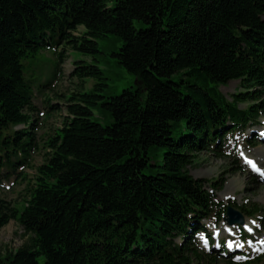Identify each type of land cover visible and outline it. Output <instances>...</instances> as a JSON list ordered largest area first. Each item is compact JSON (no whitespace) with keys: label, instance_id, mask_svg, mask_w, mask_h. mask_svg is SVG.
<instances>
[{"label":"trees","instance_id":"obj_1","mask_svg":"<svg viewBox=\"0 0 264 264\" xmlns=\"http://www.w3.org/2000/svg\"><path fill=\"white\" fill-rule=\"evenodd\" d=\"M104 37L135 85L104 96L103 71L73 61L78 84L40 145L35 98L50 81L36 80L33 59L49 47H65L57 63L68 47L99 52ZM231 80L242 90L229 99L219 88ZM262 116L264 0H0V190L26 184L20 203L0 196V228L15 220L28 235L0 264H238L198 246L200 230L212 244L203 221L226 213L215 201L224 179L188 167L203 151L223 156L227 137ZM245 204V216L264 211Z\"/></svg>","mask_w":264,"mask_h":264},{"label":"rangeland","instance_id":"obj_2","mask_svg":"<svg viewBox=\"0 0 264 264\" xmlns=\"http://www.w3.org/2000/svg\"><path fill=\"white\" fill-rule=\"evenodd\" d=\"M97 43L99 52L94 53H83L75 49H70L69 47L66 48L65 53H63V59L58 63L56 52L65 47L58 48L57 50L55 47L45 48L39 51L33 59L31 69L34 68L36 80L43 85L50 81V84L47 85L43 93H36L35 98V104L39 110L35 122H37L36 133L40 145L43 144L47 134L60 124L66 112L65 96L74 91L76 84H78V79L72 75L73 61L82 60L83 63L96 65L103 71L106 85L103 86L99 93L104 96L118 94L122 89L135 85L134 75L129 73L122 65L118 64L116 62V57L111 54L112 50L118 48L119 42L112 37H104L98 38ZM85 78V83L83 84L86 88L84 90H89L93 79L91 77ZM239 82V80H231L226 85L220 86L219 89L230 99L231 93L238 89L242 90ZM102 99L103 98H101V100ZM48 101L52 102L55 106L52 111H49L50 109L47 108ZM244 106L245 104L241 105V107ZM92 118L103 122L100 118V114L96 110L93 111ZM19 127L22 126H17V128ZM252 129L258 133L259 131H264V116L259 119V124L254 125ZM248 133H250L249 130L243 135L228 137L223 148L224 155L222 157L205 151L198 153L195 162L188 167V170L193 177L203 178L207 181L220 176L223 177V187L215 193V201L220 202L222 205H230L234 207L233 209H237L236 207L245 203V205L253 203L264 209V181L260 179H257L256 182L253 181L254 176L252 175L251 166L243 160V156L254 159L258 157L255 156L256 154L264 153V140L260 138L261 141L256 140L257 144L252 146L245 140V136ZM43 152L44 148L33 152L31 167H27L23 170L28 174L27 179L33 175L34 167L42 161ZM241 152H243L244 155H241ZM231 160L233 161L232 164ZM260 163L264 168V161ZM21 181L20 179L14 180V178H12L4 182L0 190V196L14 204L20 203L26 193V184ZM206 188H209V185H207ZM224 218L226 217L223 216L221 221L216 223L217 225L215 228L219 229L220 238L229 240L227 230L230 228L235 233L237 231L235 228L236 225L228 226ZM243 220V224L253 227L251 235L256 239L252 247H248L249 252L251 253V250L257 251L258 248L261 250L262 246L259 241L264 238V211L258 213L257 216L254 217L243 215ZM205 223L207 229L211 233L213 224ZM223 224L225 226L224 228H222ZM201 234L204 233L199 232L196 238L199 245L205 248V239ZM27 238L28 235L23 233V228L15 220H10L6 225L0 228V254L16 249L25 242ZM250 242L251 241H247V243ZM262 250H264V247ZM242 260L243 259H236L238 263ZM212 264L227 263L223 262L221 259H217ZM258 264H264V261Z\"/></svg>","mask_w":264,"mask_h":264},{"label":"water","instance_id":"obj_3","mask_svg":"<svg viewBox=\"0 0 264 264\" xmlns=\"http://www.w3.org/2000/svg\"><path fill=\"white\" fill-rule=\"evenodd\" d=\"M225 217L226 218H224V219H226L227 222L229 224H231V225L235 224V223L242 224L243 221H244L242 214L239 211L233 209L230 206L227 207V211H226V216ZM145 264H154V263H145Z\"/></svg>","mask_w":264,"mask_h":264},{"label":"snow or ice","instance_id":"obj_4","mask_svg":"<svg viewBox=\"0 0 264 264\" xmlns=\"http://www.w3.org/2000/svg\"><path fill=\"white\" fill-rule=\"evenodd\" d=\"M241 155H244V153L241 152ZM245 160H246L247 163H249V164L252 166V168H253L255 171L259 172L261 175H264V169H262L260 166H258L255 160L250 159V158H248L247 156H245ZM245 227L248 228L247 225H245ZM248 230H249V231H252L251 228H248ZM228 231L231 232L232 229L229 228ZM217 234H218V233H217ZM201 235L203 236V234H201ZM204 239H205V243H207V238L204 237ZM262 243H264V241H262ZM229 246H231V242H229ZM238 246H239V247H243V244H239Z\"/></svg>","mask_w":264,"mask_h":264},{"label":"bare ground","instance_id":"obj_5","mask_svg":"<svg viewBox=\"0 0 264 264\" xmlns=\"http://www.w3.org/2000/svg\"><path fill=\"white\" fill-rule=\"evenodd\" d=\"M255 156H258V157H256V158H254L255 159V161H257L259 164H261L260 162H262V161H264V153H258V154H256ZM251 159H253V158H251ZM253 159V160H254ZM227 194V193H226ZM226 225V224H225ZM249 227V226H248ZM222 228H224V224L222 225ZM223 230V229H222ZM262 241H264V238L261 240V242L260 243H262Z\"/></svg>","mask_w":264,"mask_h":264}]
</instances>
